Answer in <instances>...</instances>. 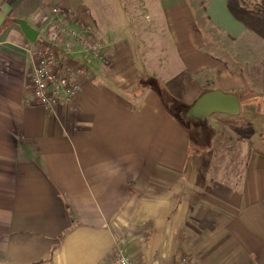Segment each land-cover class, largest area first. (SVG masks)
Wrapping results in <instances>:
<instances>
[{
    "label": "crops",
    "instance_id": "1",
    "mask_svg": "<svg viewBox=\"0 0 264 264\" xmlns=\"http://www.w3.org/2000/svg\"><path fill=\"white\" fill-rule=\"evenodd\" d=\"M55 5L99 54L75 46L80 90L48 111L29 77ZM254 36L225 0H0V264H264V154L228 182L182 115L213 83L264 95Z\"/></svg>",
    "mask_w": 264,
    "mask_h": 264
},
{
    "label": "built area",
    "instance_id": "2",
    "mask_svg": "<svg viewBox=\"0 0 264 264\" xmlns=\"http://www.w3.org/2000/svg\"><path fill=\"white\" fill-rule=\"evenodd\" d=\"M50 13L55 20L48 29L47 41L56 43L60 53L54 48H49L48 44L45 45L29 77L33 99L48 111H52L54 106L60 103H71L80 90L77 76L83 71L81 67H73L66 61L72 54L74 55L75 46L78 45L84 53L88 52L95 56L99 54V45L89 40L93 28L85 25L76 30L71 26L77 22L75 8L55 5L51 7ZM112 264L137 263L117 252Z\"/></svg>",
    "mask_w": 264,
    "mask_h": 264
},
{
    "label": "rangeland",
    "instance_id": "3",
    "mask_svg": "<svg viewBox=\"0 0 264 264\" xmlns=\"http://www.w3.org/2000/svg\"><path fill=\"white\" fill-rule=\"evenodd\" d=\"M257 1L264 4V0ZM254 39L255 52L261 56L264 53V42L257 36H254ZM48 47L50 48L49 45ZM73 56L72 54L66 61L74 66L76 63L73 61ZM254 69L255 72L253 71L252 74L253 79H260V76H258L260 68L255 66ZM212 87L217 90L219 89L216 83L208 86L209 89ZM257 97L255 99L256 103L254 102L252 106L244 108L241 107L244 100L239 96L241 106L239 105L240 109L237 115L213 113L206 118L205 123L202 125L206 129L203 134H205L204 139L208 145L202 146V149H206L207 146L208 154L212 157V164L209 165L210 170L220 171L222 175L227 172L229 176L226 177V181L228 182L233 181L232 173L237 172L240 174L243 163L249 154L253 153V151H264V95ZM197 125L195 126L197 127ZM190 127L192 128V126ZM239 132L244 133V139L239 137ZM190 140L193 142L199 141L196 133L191 132ZM201 142L203 143L202 140ZM191 147L193 148V144H191Z\"/></svg>",
    "mask_w": 264,
    "mask_h": 264
},
{
    "label": "water",
    "instance_id": "4",
    "mask_svg": "<svg viewBox=\"0 0 264 264\" xmlns=\"http://www.w3.org/2000/svg\"><path fill=\"white\" fill-rule=\"evenodd\" d=\"M21 24L30 33V41H34L37 32L24 23ZM239 109V101L235 94L214 89L202 92L190 105L183 108L182 115L188 122L195 121L198 125H203L206 118L213 113L237 115Z\"/></svg>",
    "mask_w": 264,
    "mask_h": 264
},
{
    "label": "trees",
    "instance_id": "5",
    "mask_svg": "<svg viewBox=\"0 0 264 264\" xmlns=\"http://www.w3.org/2000/svg\"><path fill=\"white\" fill-rule=\"evenodd\" d=\"M225 1L229 13L249 32L264 42V4L257 0ZM238 135L244 139V133L239 132ZM253 153L264 154V151H253Z\"/></svg>",
    "mask_w": 264,
    "mask_h": 264
},
{
    "label": "flooded vegetation",
    "instance_id": "6",
    "mask_svg": "<svg viewBox=\"0 0 264 264\" xmlns=\"http://www.w3.org/2000/svg\"><path fill=\"white\" fill-rule=\"evenodd\" d=\"M188 122V121H187ZM195 121H193V122H190V123H194Z\"/></svg>",
    "mask_w": 264,
    "mask_h": 264
}]
</instances>
